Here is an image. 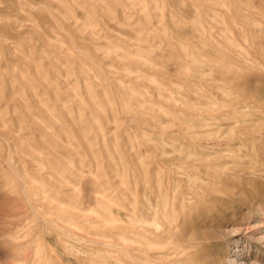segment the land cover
Segmentation results:
<instances>
[{
	"label": "rangeland",
	"instance_id": "1",
	"mask_svg": "<svg viewBox=\"0 0 264 264\" xmlns=\"http://www.w3.org/2000/svg\"><path fill=\"white\" fill-rule=\"evenodd\" d=\"M204 2L0 0V160L9 156L16 173L7 170L8 178L0 167V264H18L24 255L22 264H34L36 250L44 264L137 262L129 254L138 250L132 218L141 208L142 172L148 187L160 177V197L167 198L177 168H189L184 157L200 150L187 122L200 121L198 108L189 106L202 93ZM246 177L222 179L221 193L208 192L212 201L204 204L217 211L202 222L211 243L199 254H214L206 264L233 249L264 264V214L258 211L264 184ZM180 181L178 191L185 189ZM239 183L247 192L260 188V195L251 192L252 202L247 192L240 201L229 199ZM191 213L185 212L188 219ZM127 219L136 226L124 228ZM107 251L111 258L103 256Z\"/></svg>",
	"mask_w": 264,
	"mask_h": 264
},
{
	"label": "bare ground",
	"instance_id": "2",
	"mask_svg": "<svg viewBox=\"0 0 264 264\" xmlns=\"http://www.w3.org/2000/svg\"><path fill=\"white\" fill-rule=\"evenodd\" d=\"M256 1L259 2V5ZM260 1L263 0H205L206 3L204 2L205 4L203 6L204 23L202 26L203 41L200 54L202 93L198 104L196 105V103L190 102L189 106V109L192 110L198 108L200 118L197 120L200 121L198 125L193 122H187L189 138L192 140L195 138L200 139V150L199 152L190 151L188 155L184 157L186 161L190 162L189 168H177L175 178L171 179V183L173 182L172 195L169 197L166 196L167 194L163 195L167 198L160 197L162 196L160 195L162 192L160 177L157 175L155 179L153 177L155 185L148 187L147 172H142V176H140V185L137 184L140 186V198L138 201H140L141 208L139 207L140 210H138V213H135V215L138 214V217L136 218V216L133 215L136 219L134 217L132 218L135 220L134 223L137 224V226L136 224L134 226H136L138 230V241H135L136 244L138 242V250L136 249L137 253H135V256L129 254V256H133V259L132 257L131 259L134 262H136L135 259H137V262L131 263L132 261L130 260L131 262L129 263L128 261L127 263L126 260L128 257H126V260L124 258L126 263L121 261L117 263L114 262L115 260L113 263L112 260H110L111 262H107L106 264H206L204 260L213 257L214 254L209 252L208 256H204L203 258L199 254L200 250H205L204 248L206 245H210L211 243L205 240V236L202 235V228H205L202 222L205 220L208 213L217 211L215 206H205L204 204L212 199V194L210 195L208 192L211 191L216 194L221 193L218 190V186L221 184L220 181L238 175H243V177L247 175V177L257 180L260 185L264 184V8L260 6ZM195 113L197 114V112ZM179 147V149H181V145ZM197 148L198 147H196V149ZM10 150L8 148L9 152H11ZM162 154L161 152L160 155ZM167 154L163 157H167ZM12 156L14 155L12 154ZM9 158V156H5L1 159L0 167L3 171L9 170V172L13 173L14 168ZM24 158H22V162ZM152 158L154 159L155 157ZM171 163L172 161L170 164ZM145 169H147V167ZM9 172L7 171L9 175L8 178L11 177V173L9 174ZM138 172L141 171L139 170ZM152 175L154 176V174ZM30 177L32 180V176ZM16 178H19L16 180L19 181V183L17 182L19 188L22 187L24 192H26V183L24 182L26 180L23 181L22 175L18 176V174ZM181 179L184 180L185 189L178 191L176 187L181 183ZM14 181L15 180H13V183ZM237 186L240 190L236 192L231 191L228 198L231 200L235 198L240 201L243 197V193L247 191L242 189L241 183ZM255 189H251V191L247 192L250 194L249 202H252L253 198L251 197L253 193L255 196L260 195V188L257 190ZM32 190L33 189H31V191ZM30 192L29 195L32 194H30ZM261 192L264 193V189H262ZM33 195L34 194H32V197ZM36 197L40 198L41 196L37 195ZM218 197L220 196L218 195ZM213 198L215 199V197ZM246 198H248V196ZM29 199L26 204L29 203ZM49 199H51V197ZM26 201L27 200H25V202ZM217 202L223 204L227 201L220 198ZM30 203L33 202L30 201ZM135 203L138 202L136 201ZM230 203L232 202L230 201ZM255 203L254 201L251 205ZM198 208L200 209L199 211H197ZM258 208L259 214L263 215L264 202L259 203ZM35 210L38 209L35 208ZM186 211L187 213L194 212V215L191 213L193 216L188 219L189 216L185 214ZM203 212L205 214H202ZM39 216L41 215L39 214ZM127 217L128 216H126V218ZM126 221L128 223L125 222L124 228L126 224L130 225L129 227L133 226V224L131 225V223H129L132 221H129V219ZM131 229L132 228H130V230ZM132 230H134V228ZM128 233L129 232L126 234ZM130 237L129 233V238ZM55 238L57 239V236ZM129 238L127 241H129ZM130 239H132V237ZM125 243L123 242V244ZM234 243L238 244L239 241L235 240ZM127 244H129V242H127ZM133 245L135 246V244ZM42 248L43 247L38 249L42 250ZM131 251L133 252V250ZM240 251H242V249H233L231 255L225 256L222 261L216 263L207 262V264H261L257 260L247 262V259L239 253ZM40 252L39 250L35 251V256L38 258L34 257L37 258V261L36 259L34 260V264L36 262L37 264H44L41 261L43 257L41 258ZM75 252H77V249ZM91 252L93 253V250ZM95 252H97V250ZM108 253L107 251L103 256H107ZM110 254L112 253L110 252L109 255ZM21 256H23V254ZM108 256L106 258H109ZM122 256L125 257L124 254ZM24 257L25 255L23 258ZM55 257H58L57 254ZM81 257H79L80 261L82 260ZM19 258L20 257L17 259L19 260ZM23 258L20 261H22ZM25 258H27V256ZM106 258L104 261H106ZM89 260L91 261L92 259H88V261ZM98 260L96 259L95 261L97 262ZM43 261L45 260L43 259ZM88 261H86L87 264ZM90 261L89 263H91ZM48 262L49 261H47V264ZM94 262H92V264ZM22 263L23 261L20 264Z\"/></svg>",
	"mask_w": 264,
	"mask_h": 264
}]
</instances>
